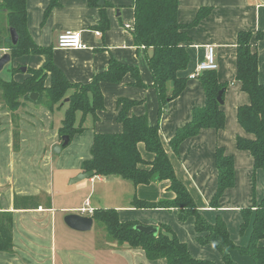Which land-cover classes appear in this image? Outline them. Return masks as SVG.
Listing matches in <instances>:
<instances>
[{"label":"crops","instance_id":"obj_1","mask_svg":"<svg viewBox=\"0 0 264 264\" xmlns=\"http://www.w3.org/2000/svg\"><path fill=\"white\" fill-rule=\"evenodd\" d=\"M58 1L46 16L51 0H27L28 30L42 52L18 57L16 63L40 69L52 59L72 83H87L107 70L110 61L116 59L137 66L145 87L136 86L131 74L119 83L103 81L105 109L98 111L97 117L87 115L85 129L58 154L53 153V146L62 142L59 127L64 117L56 122L55 110L44 106L29 107L30 123H41V131L46 132L47 140L41 148L26 146V133L21 131L22 147L15 149L12 128L8 131L7 138L11 137L12 147L0 152V211L13 212L14 249L0 251V264H167L166 259L150 260L143 249L121 245L109 237L102 242L97 231L86 234L95 229V219L90 231L70 228L65 223V216L79 213L87 201L95 210L116 209L121 221L134 220L155 226L168 224L180 240L187 243L194 257L225 264L213 244H199L193 217L181 221L175 209L134 205L135 198L150 202L174 198L175 193L168 190V181L135 186L119 176H94L75 184L69 180L84 172L82 165L91 157L96 133L122 131L123 126L117 119L118 102L120 98L132 99L136 104L130 114L146 115L152 125L159 121L161 138L176 175L189 188L200 212L212 223L218 215L222 216L235 244L246 246L253 227L250 223L246 231L241 232L242 209L251 206L255 196L259 201L264 197V172L255 170L251 153L237 146L239 135L252 137L238 121V109L250 102V96L236 79L237 38L242 30L253 32V49L259 54V81L264 84V0H179L181 23L193 22L201 7H211L207 17L187 29L191 37L188 43L190 62L180 76L188 77L194 72L205 57V47L214 45L219 64L218 79L229 84L224 92L225 127L202 129L183 141L177 153L172 150L170 140L178 128L192 119L193 109L206 104L207 94L201 78H188L183 92L168 103L158 118L160 103L149 53L147 49L135 46L132 34L135 0H104L102 5L99 0L97 4H91L90 0ZM103 6L110 23L105 32L98 28L100 7ZM65 31L80 32L87 48H59L58 37ZM258 33H263L262 39L257 37ZM17 75V81L21 82L28 73L20 71ZM81 118L79 112L77 124ZM29 121L23 118L21 126L24 128ZM218 147L234 156L235 185L224 192L217 209L211 207L210 202L218 185ZM139 148L146 160H153L154 154L147 151L144 144ZM25 197L38 199V207L16 209L15 199ZM254 216L253 213L252 221ZM260 245L264 246V239ZM231 257L236 264H255L250 256L238 249L231 251Z\"/></svg>","mask_w":264,"mask_h":264},{"label":"trees","instance_id":"obj_2","mask_svg":"<svg viewBox=\"0 0 264 264\" xmlns=\"http://www.w3.org/2000/svg\"><path fill=\"white\" fill-rule=\"evenodd\" d=\"M58 2L51 0L46 16ZM89 2L97 4V0ZM100 8L101 19L98 28L105 32L109 29L110 23L105 7ZM133 8L134 44L137 48L143 47L148 50L154 87L159 97L160 118L168 103L183 92L189 78L180 76V72L185 70L190 62L188 43L191 37L187 29L207 17L211 7H201L191 23L179 21V0H135ZM27 19V0H0V47L6 46L11 50L12 60L29 53L42 52L29 33ZM11 27L19 34V42L16 45L11 41ZM253 36L252 31L242 30L237 38L236 79L241 82L242 90L250 96V102L238 109V121L243 129L252 135V137L239 135L237 146L251 153L255 170L262 169L264 172V84L259 81V54L253 49ZM257 37L262 39L263 33H258ZM20 67L12 68V72L21 71ZM27 73L28 76L21 82L0 78L3 103L11 111L14 119L13 144L17 149L20 128L19 116L16 113L27 101H32L30 99L32 92H38L40 96L37 102H41L52 111L69 98L59 127V135L61 138L69 135L71 141L77 133L85 129L87 115L93 114L97 117V112L105 109L101 88L103 81L119 83L127 74H131L136 86L145 87L137 66L116 59L110 61L107 70L95 75L87 83H72L52 59L44 68H28ZM199 77L207 94L206 104L195 107L192 119L178 128L170 140V146L176 153L183 141L199 134L202 129L220 130L226 124L224 102L220 103L217 96L229 83L219 81L217 70L204 71ZM118 103L117 119L123 126L122 131L96 133L91 157L83 162L82 170L93 171L94 176H119L133 182L135 186L150 184L153 181H168V190L175 193L174 198L161 199L157 202L135 198L134 205L139 208L175 209L181 221L193 217L199 244H213L225 264H236L231 257V251L234 249L250 256L255 264H264V246L260 245V241L264 239V197L259 201L255 196L251 206L242 209L241 232H245L250 223L253 229L246 246L236 245L223 217L218 215L215 222L208 221L200 212L189 188L177 177L169 152L161 138L159 121L152 125L146 115L130 114V109L136 104L132 99L120 98ZM79 112L82 113V118L77 124ZM140 144H144L147 151L154 154L153 160L149 161L143 157ZM216 164L219 172L218 185L210 206L218 209L224 192L235 185L234 156L226 154L223 147H218ZM30 207L37 208L38 199L33 197L15 199L16 209ZM253 213L255 216L252 221ZM92 216L97 223L104 225L110 239L121 245L143 249L150 260L166 259L167 264H216L209 259L194 257L187 243L181 241L168 224L158 225L159 231L154 234L137 229L136 226L140 224L137 221H121L118 211L113 208L96 209ZM13 226V212L0 211V251H13Z\"/></svg>","mask_w":264,"mask_h":264},{"label":"rangeland","instance_id":"obj_3","mask_svg":"<svg viewBox=\"0 0 264 264\" xmlns=\"http://www.w3.org/2000/svg\"><path fill=\"white\" fill-rule=\"evenodd\" d=\"M5 46V45H4ZM5 52H9L11 53V50L8 47H0V56L5 53ZM18 58V57H17ZM11 60V62H9L4 69L0 72V78L3 80H18L19 75H17L18 72H12V68L14 67H20L21 63H16V59ZM48 83V80H47ZM64 103V102H63ZM62 104V103H61ZM66 105V104H65ZM61 106V107H57L55 108L54 111V116H55V121L57 122L59 119H62L65 115V111H66V106ZM36 106H43L41 102H35V101H27L26 104L21 107L18 112L16 113L19 116V128H20V139H19V147H22V139H21V131L26 133V146H33V148H41L42 144L44 145V142L47 140V136H46V132H42L41 130L43 129L41 126L42 124H38L36 122L34 123H30L29 120H32V118L29 117V110L30 108H34ZM30 107V108H29ZM26 119L28 120V125L25 126L24 128L21 126V120ZM11 119V121H10ZM13 116L11 114V111L4 105L3 103V99H2V91L0 89V152L1 151H5L7 147H12L11 144V137L10 139H8V131H10V129L12 128L13 131ZM12 125V126H11ZM13 135V133H12ZM13 139V138H12ZM10 140V141H9ZM14 147V144H13ZM15 148V147H14ZM17 149V148H15ZM2 157H0L1 159ZM6 158V157H5ZM70 182V180H69ZM127 184V183H124ZM97 231L99 233V235L103 238L102 242L105 241V239H107L108 235L106 232V229L104 227V225H101L100 223H95V229L86 233V234H91L93 232Z\"/></svg>","mask_w":264,"mask_h":264},{"label":"water","instance_id":"obj_4","mask_svg":"<svg viewBox=\"0 0 264 264\" xmlns=\"http://www.w3.org/2000/svg\"><path fill=\"white\" fill-rule=\"evenodd\" d=\"M99 4H104V0H99ZM10 36L11 41L14 45H16L19 42V34L17 30L14 27L10 28ZM12 56L11 53L5 52L0 56V72L4 69V67L11 62ZM20 70L23 72H26L28 70L27 66H21ZM224 89L220 90L217 96V100L220 103L224 102L223 99V93ZM40 94L38 92H32L30 94V99L32 101H38ZM69 98H66L64 103L68 102ZM70 143V136L64 135L62 136V142L60 144H55L53 146V153L58 154L62 151V149L67 146ZM94 177L93 171L89 172H82L73 177L70 180L71 184H75L78 182H81L83 180H86L88 178ZM65 223L72 229L77 231H90L93 228L94 225V218L92 216H85L80 213H71L67 214L65 216ZM137 229L145 232V233H154L157 234L159 231L158 226L155 225H144V224H138L136 226Z\"/></svg>","mask_w":264,"mask_h":264},{"label":"built area","instance_id":"obj_5","mask_svg":"<svg viewBox=\"0 0 264 264\" xmlns=\"http://www.w3.org/2000/svg\"><path fill=\"white\" fill-rule=\"evenodd\" d=\"M130 27L129 25H127ZM100 34V32H97ZM57 45L59 48H74V49H83L87 48L86 44L82 41L81 33L75 31H65L61 33L58 37ZM219 67L216 51L214 45H207L205 47V57L199 63L196 70L189 74L190 79H195L199 77L204 71L208 70H217ZM95 209L90 207V202H86V206L82 207L79 210V213L82 215L91 214L93 215Z\"/></svg>","mask_w":264,"mask_h":264}]
</instances>
